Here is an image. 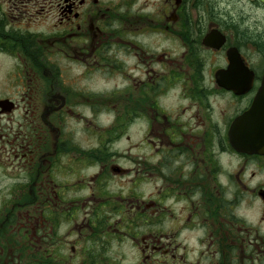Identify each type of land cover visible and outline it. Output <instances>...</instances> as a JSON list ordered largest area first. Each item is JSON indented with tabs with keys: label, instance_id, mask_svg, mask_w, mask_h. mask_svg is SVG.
Masks as SVG:
<instances>
[{
	"label": "flooded vegetation",
	"instance_id": "af4514ba",
	"mask_svg": "<svg viewBox=\"0 0 264 264\" xmlns=\"http://www.w3.org/2000/svg\"><path fill=\"white\" fill-rule=\"evenodd\" d=\"M157 1L136 14V0H0L14 93L0 94V264H264V154L232 145L239 118L250 143L264 83V3ZM132 127L145 153L128 145L125 168L115 147ZM263 130L250 148H264Z\"/></svg>",
	"mask_w": 264,
	"mask_h": 264
},
{
	"label": "rangeland",
	"instance_id": "374dc122",
	"mask_svg": "<svg viewBox=\"0 0 264 264\" xmlns=\"http://www.w3.org/2000/svg\"><path fill=\"white\" fill-rule=\"evenodd\" d=\"M156 3H158L157 0H136V3L134 6H132L131 10L133 13H153L154 9L157 10L159 8H156ZM221 9H223L225 7V5H220ZM235 7V6H233ZM53 23H55L54 19L52 18H48L45 22L43 26L40 27H36V29H45V27H50L53 25ZM26 28V27H25ZM144 28V27H143ZM142 28V29H143ZM31 30H34V27H30ZM50 61L52 63H54L59 71V76H61V78L66 79L67 75H68V64L67 61L63 58V56H58V55H54L50 57ZM2 62V64L0 65V94H14L10 92V86H9V81L7 80V76H6V70L8 69L9 65L4 62V60L0 59V63ZM4 62V63H3ZM80 69L78 71H76V73H79ZM114 79H116V76H113ZM113 79V78H112ZM81 83H85L86 81H80ZM116 82V80H112L108 83L104 82L101 87V89H104V91H111L114 87V83ZM89 83V82H88ZM101 85V84H100ZM97 86V85H96ZM79 87L85 88L83 85H80ZM99 87V84H98ZM177 92L173 91V95H175ZM104 119H107L106 116L103 117ZM100 123L103 122V120L99 121ZM84 126L82 127L81 124H75L74 122H69V126L66 128L67 131L72 132L73 136L72 138L75 141H80V142H84L87 141V135L84 131ZM75 133V135H74ZM122 133H125L122 136ZM122 138H120V142L119 144L115 147L120 153H124L125 155V161H123V166L125 168L129 167L130 163L132 162L130 156L129 158L126 157L127 152V147L128 145H132L133 143L136 144L135 149H131L130 153H131V157L135 156V159H139L142 160L144 153H145V149L144 146L142 145V140H143V131L142 128L140 127H132V128H128L126 129V131L124 132H120L119 133ZM130 142V143H129ZM131 160V161H130ZM121 179L117 180L116 179V184H114V187L118 189V191H120L121 193H125L128 189L129 186V179L128 177H119ZM139 187L136 188L137 189V193L139 195V197L145 199V197H142L145 193L149 192V189L146 185H144L143 183L138 184ZM153 192V191H151ZM142 195V196H141ZM173 209H175V206H173ZM138 226V225H135ZM144 227H146V225H140V231H142L144 229ZM151 229H159L160 225H150L149 226ZM147 228V227H146ZM188 233H184L183 236H187ZM118 252L121 254V257L127 259V260H132L133 258H135V254L136 252L134 250H131L127 245L122 244L118 247Z\"/></svg>",
	"mask_w": 264,
	"mask_h": 264
},
{
	"label": "water",
	"instance_id": "95a60500",
	"mask_svg": "<svg viewBox=\"0 0 264 264\" xmlns=\"http://www.w3.org/2000/svg\"><path fill=\"white\" fill-rule=\"evenodd\" d=\"M259 1L264 3V0H259ZM221 87L227 90H232L237 94H242L249 90L250 85H243V86L221 85ZM262 105H264V83H262V86L257 91L256 97L253 101V105L246 114L247 126H248L247 129H251L247 131V134L250 137L248 140V142H250L249 144H247L246 141L241 138V132L235 130L237 128L238 130L240 129L243 123V118H239L233 125L234 132L232 133V145L237 151L264 154V148L259 149V148L249 147L250 144L254 145L256 141L255 139H251V138L258 135L260 127H264V120L262 121V118L264 117V112H262L260 108Z\"/></svg>",
	"mask_w": 264,
	"mask_h": 264
}]
</instances>
